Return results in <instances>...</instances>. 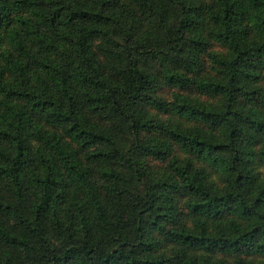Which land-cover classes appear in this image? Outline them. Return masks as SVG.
Wrapping results in <instances>:
<instances>
[{
	"label": "trees",
	"instance_id": "1",
	"mask_svg": "<svg viewBox=\"0 0 264 264\" xmlns=\"http://www.w3.org/2000/svg\"><path fill=\"white\" fill-rule=\"evenodd\" d=\"M0 182V264H264V0H0Z\"/></svg>",
	"mask_w": 264,
	"mask_h": 264
},
{
	"label": "rangeland",
	"instance_id": "2",
	"mask_svg": "<svg viewBox=\"0 0 264 264\" xmlns=\"http://www.w3.org/2000/svg\"><path fill=\"white\" fill-rule=\"evenodd\" d=\"M203 60V69L201 70L202 72H207L208 69L210 68V66L208 65L207 61L205 60V58H202ZM158 70V67H157ZM176 92H180V93H184L187 94L193 98H197L199 100H203V101H207V102H214L215 98L208 95V94H204L199 92L194 86H188V87H184V88H180L178 86H171V85H167V84H162L160 87H158L156 93L158 95H160L163 99L169 101L174 97V93ZM149 112L154 116V118L164 121V122H172L174 123L176 120L174 117H176V115L172 114L170 111H162L156 107L153 106H149ZM199 122H196L194 120H190V119H185L183 121L182 126H186V127H195L198 126ZM157 132L155 133L157 136H162L161 133L159 131H154ZM175 146V144H174ZM176 152L180 155V156H184L185 152L180 150L179 148L176 149ZM188 155V154H187ZM147 163L148 166L150 165L151 168L153 169H157L158 168H163L165 165V162L159 159H155V158H149L147 157ZM0 190L2 192H4V184L3 182H0ZM186 209L184 206V198L181 199V196L177 197V216H178V220H170V223L168 222L167 224H175L176 226H178V222L182 221L184 222L185 225L190 226L192 224L191 218L186 215ZM175 222V223H172Z\"/></svg>",
	"mask_w": 264,
	"mask_h": 264
}]
</instances>
